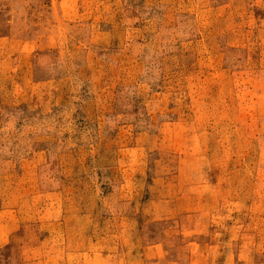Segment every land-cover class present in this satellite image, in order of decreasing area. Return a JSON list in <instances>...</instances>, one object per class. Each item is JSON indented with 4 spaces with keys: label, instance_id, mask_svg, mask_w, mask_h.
Segmentation results:
<instances>
[{
    "label": "rangeland",
    "instance_id": "374dc122",
    "mask_svg": "<svg viewBox=\"0 0 264 264\" xmlns=\"http://www.w3.org/2000/svg\"><path fill=\"white\" fill-rule=\"evenodd\" d=\"M0 264H264V0H0Z\"/></svg>",
    "mask_w": 264,
    "mask_h": 264
}]
</instances>
